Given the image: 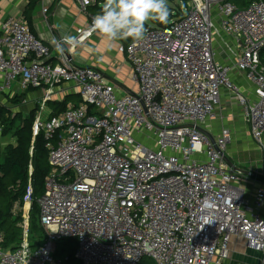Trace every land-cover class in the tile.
<instances>
[{
  "label": "built area",
  "instance_id": "built-area-1",
  "mask_svg": "<svg viewBox=\"0 0 264 264\" xmlns=\"http://www.w3.org/2000/svg\"><path fill=\"white\" fill-rule=\"evenodd\" d=\"M76 1L86 13L98 0ZM186 5L178 20L145 25L143 40L119 47L132 67V94L75 65L66 45L61 54L54 44V55L24 20L2 23L0 95L44 92L33 133L46 141L51 171L38 201L45 243L30 246V186L24 241L0 248V264H66L55 250L68 239L82 264H230L235 239L264 264V184L249 202L236 184L243 174L224 160L233 133L214 129L227 98L264 144V0ZM92 19L77 31L79 44L99 34ZM64 84L82 102L48 114ZM203 216L215 221L203 226Z\"/></svg>",
  "mask_w": 264,
  "mask_h": 264
},
{
  "label": "crops",
  "instance_id": "crops-1",
  "mask_svg": "<svg viewBox=\"0 0 264 264\" xmlns=\"http://www.w3.org/2000/svg\"><path fill=\"white\" fill-rule=\"evenodd\" d=\"M44 10H47V12H44ZM94 16L90 9L86 13L82 12L81 6L76 0H0V31L2 23L7 19H22L39 39L53 48L54 55L58 54L54 49V38L77 36V31L86 28ZM129 42L128 39L110 42L99 33L83 44H79L76 48L69 49L66 45L65 50L75 65L99 70L108 81L114 83L120 89L122 94H132L136 90L131 81L132 67L127 60V55L119 51L120 46H128ZM50 63L54 65L57 61L53 59ZM31 91H29L30 93H19L13 90L4 93L0 95V103L4 107L10 108L13 113H17L11 108L13 106L10 103L11 99L27 94L24 101L26 102L29 97L43 93L41 97L36 98L39 105L44 97V92L42 90ZM74 97L81 100L79 90L71 84H64L55 90L52 99L54 102L63 103ZM68 105L73 104L69 103ZM49 111H52V109L48 106V114ZM223 128H229L233 133L234 143L228 148L232 155V163L250 173L243 174L242 179H239L236 184L244 189L246 199L251 202L254 200L257 190L264 184V169L252 164V154L250 155V153H252L255 145L252 143L249 127L244 122L241 109L235 102H231L227 98L223 99L218 119L214 123L215 132H219ZM9 138L0 134V145L3 149L10 144H15V139ZM241 140L244 142L240 143ZM262 215L264 216V208ZM241 244H243L246 252H250L243 240L235 239L231 245L232 259L230 264H237L236 261L240 260H236V257L237 255L240 257L243 252L239 250ZM251 252L252 261L241 260L242 263L259 264L261 255Z\"/></svg>",
  "mask_w": 264,
  "mask_h": 264
},
{
  "label": "trees",
  "instance_id": "trees-1",
  "mask_svg": "<svg viewBox=\"0 0 264 264\" xmlns=\"http://www.w3.org/2000/svg\"><path fill=\"white\" fill-rule=\"evenodd\" d=\"M103 5L104 0H98L96 5L89 9L97 15L101 13ZM179 18V14L177 18L171 15L166 23L158 21L157 23L158 26H164ZM128 40L129 44L133 42L131 39ZM26 96L27 94L17 96L11 99L10 103L20 106L24 103ZM68 104L67 101L49 102L48 106L55 115H58L67 109ZM36 114L37 111L25 118L21 113H13L10 108L0 103V128L4 129L2 136L6 137L13 133L16 141L15 144H10L4 149L0 145V237H3L0 248L3 250L17 249L24 241L23 211L30 186L33 189L30 211V246L33 250H37L47 239V232L39 220L38 201L45 194L46 179L51 167L45 147L46 141L42 135L34 138L33 125ZM36 235H38L37 239ZM77 247V241L74 239L59 241L56 245L55 256L64 260L66 264H78L79 260L75 259Z\"/></svg>",
  "mask_w": 264,
  "mask_h": 264
},
{
  "label": "clouds",
  "instance_id": "clouds-1",
  "mask_svg": "<svg viewBox=\"0 0 264 264\" xmlns=\"http://www.w3.org/2000/svg\"><path fill=\"white\" fill-rule=\"evenodd\" d=\"M169 15L167 0H104L101 13L92 19L91 30L98 31L110 42L127 39L139 42L145 38L148 21L166 23ZM53 43L62 54L64 45L75 48L79 38L63 36L59 41L54 38ZM201 220L203 226L215 221L212 216H203Z\"/></svg>",
  "mask_w": 264,
  "mask_h": 264
},
{
  "label": "rangeland",
  "instance_id": "rangeland-1",
  "mask_svg": "<svg viewBox=\"0 0 264 264\" xmlns=\"http://www.w3.org/2000/svg\"><path fill=\"white\" fill-rule=\"evenodd\" d=\"M247 2V5L249 4V2H251L252 0H245ZM167 3H168V8H169V12H170V15H173V12H175V14L173 16H176L177 18V11L179 10H182V11H186L187 10V5H186V0H167ZM239 5H242V4H239ZM175 19V17H174ZM159 24L157 23V21H148L146 23V26H149V27H156L158 26ZM245 81L243 79L240 80V84L244 85ZM33 92V91H31ZM30 93V92H29ZM43 95V93H40V94H37V95H33L31 96V98L29 97L28 100L26 102H24L22 105L20 106H11V108L14 110V112H17V113H21L25 118H28L33 112L36 113V111H39L40 108H39V105L37 103V99L38 97H41ZM81 102V100L78 98V97H74L72 99H69L68 103L70 104H79ZM236 104V103H235ZM8 106V104H6ZM237 105V104H236ZM238 106V105H237ZM37 115V114H36ZM44 117H47V114L45 113L44 114ZM3 127L0 128V134L3 135ZM6 137H10L12 140L14 138L13 136V133L12 134H9L8 136ZM9 138V139H10ZM234 141V139H233ZM4 142V141H2ZM244 142L243 140L240 141V143ZM234 143V142H233ZM252 143L255 145V147H253L254 149H252V153H250V155L252 154V164L261 168V169H264V144L262 146H260L253 138H252ZM232 145H229L228 148H230ZM227 156L228 158L231 160L232 159V155L230 154L229 152V149H227ZM243 177V176H241ZM239 178V179H242V178ZM26 215V210L24 209L23 211V216ZM38 235L35 236V238L37 239ZM239 250L240 251H243L241 253V256L239 257L237 255V259H240L239 261L241 260H251L252 261V252H246L244 250V246L243 244H241L239 246ZM249 256V258H247ZM76 259V258H75ZM231 259H232V256H231ZM239 261H236L237 264H244ZM78 264H82L80 261ZM143 264H154L153 260L149 259V258H145L144 261H143Z\"/></svg>",
  "mask_w": 264,
  "mask_h": 264
},
{
  "label": "water",
  "instance_id": "water-1",
  "mask_svg": "<svg viewBox=\"0 0 264 264\" xmlns=\"http://www.w3.org/2000/svg\"><path fill=\"white\" fill-rule=\"evenodd\" d=\"M211 138H212L211 140L214 141V140H213V137H211ZM224 160L226 161V163L228 164V166H229L230 168H232L234 171L239 172V173H241V174H250L248 171H245V170H243V169H241V168L235 166V165L232 163V161L228 158L227 155H224Z\"/></svg>",
  "mask_w": 264,
  "mask_h": 264
}]
</instances>
